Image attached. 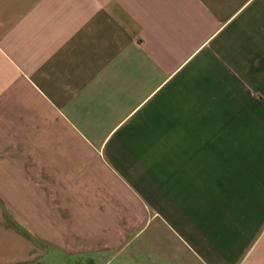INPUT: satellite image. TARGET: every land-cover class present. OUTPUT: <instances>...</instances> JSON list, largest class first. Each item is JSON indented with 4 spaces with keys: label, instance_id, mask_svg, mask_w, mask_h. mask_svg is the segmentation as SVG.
I'll list each match as a JSON object with an SVG mask.
<instances>
[{
    "label": "crops",
    "instance_id": "obj_1",
    "mask_svg": "<svg viewBox=\"0 0 264 264\" xmlns=\"http://www.w3.org/2000/svg\"><path fill=\"white\" fill-rule=\"evenodd\" d=\"M0 264H264V0H0Z\"/></svg>",
    "mask_w": 264,
    "mask_h": 264
}]
</instances>
